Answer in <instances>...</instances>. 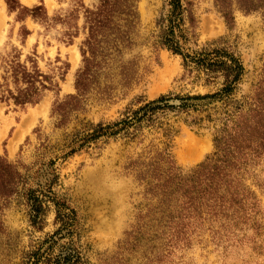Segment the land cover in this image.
I'll return each instance as SVG.
<instances>
[{"label": "rangeland", "instance_id": "1", "mask_svg": "<svg viewBox=\"0 0 264 264\" xmlns=\"http://www.w3.org/2000/svg\"><path fill=\"white\" fill-rule=\"evenodd\" d=\"M187 1L192 3L195 26L185 22L186 48L224 49L244 68L231 96L235 102L203 106L210 100H190L196 109L210 110L214 121L192 108L165 110L137 131L132 127L79 148L80 140L97 125H114L162 96L167 105L178 108L183 103L179 99L218 92L223 78L185 68L180 56L158 46L159 22L169 9L166 0H135L133 45L103 64L83 110L59 126L53 108L55 102L76 94L81 48L88 34L85 10L94 9L98 0H12L14 7L42 5L35 20L20 8L10 12L0 0V94L7 89L5 84L13 90L10 62L18 56L28 69L35 61L58 85V90L44 91L35 105L22 108L0 100V156L24 177L7 204L0 200V264H34L25 254L40 250L43 260L67 249L78 256L74 264H264V154L242 172V186L252 200L248 198L240 222L205 221L176 242L172 229L165 227L171 225L167 213H175V199L161 201L159 184L170 168L160 162L161 153L169 154L173 174L175 167L188 174L212 155L224 112L230 115L236 103L247 110L256 86L264 80L262 12L244 13L233 3L234 21L228 25L213 0ZM21 26L30 32L24 41ZM193 118L203 119L201 125L190 127ZM28 189L37 191L43 202L35 222ZM51 198L63 202L65 213L72 216L69 234L64 231L53 239L61 223Z\"/></svg>", "mask_w": 264, "mask_h": 264}, {"label": "trees", "instance_id": "2", "mask_svg": "<svg viewBox=\"0 0 264 264\" xmlns=\"http://www.w3.org/2000/svg\"><path fill=\"white\" fill-rule=\"evenodd\" d=\"M11 2L12 0H5L10 12H15L20 8L33 20L40 17L39 12L43 10L42 5L27 9L19 5L14 7ZM166 2L169 9L167 15L159 22L158 46L180 56L185 68L193 67L207 76H221L223 78L222 87L218 92L210 95L179 99L183 103L178 108L167 105L168 100L165 96L147 102L114 125L95 126L80 140L79 148L96 142L102 137L117 136L132 127L137 131L143 122L153 121L158 112L165 110L176 109L180 112L192 108L193 112L206 113L205 119L208 122L214 121L210 110L204 108L198 110L193 104H189L190 100H210L202 104L203 106H207L210 102H220L226 105L235 102L231 96L235 94L244 73L240 60L224 49L215 48L211 51L191 52L186 48L189 38L185 22L188 21L191 27L195 26L192 3L187 0H166ZM213 3L228 25L234 21L233 3L244 13L261 11L264 16V0H213ZM43 18H46L45 13ZM136 21L135 0H98L94 9L85 10L88 34L81 48L83 66L76 75L74 84L76 94L67 95L62 101L55 102L53 114L59 119V126L65 125L72 114L83 110V100L90 92L92 84L96 82L97 74L103 64L111 56L119 55L122 50L133 45L132 30ZM20 32L23 41L30 35L24 26L20 27ZM30 62L33 63L31 69L20 63L19 56L10 62L9 78L13 90L5 84L7 89L1 92V101H12L15 106L23 108L37 104L44 91L58 90V85L53 83L52 78L43 74L35 61ZM3 80L6 82L7 78ZM230 97L231 101H229ZM250 101L245 111L241 110V105L236 103L237 106L230 115L224 112L226 116L219 121V128L213 138L212 155L188 174L180 173L176 167L175 174H173L171 170L174 167L171 165L169 154L165 153L166 150L161 153L160 162L170 167L169 172L162 176L163 180L159 184L161 201L166 203L172 197L175 199V213H167L166 211H169L167 208L166 211H162V214L167 213L168 215L171 225L165 227L172 229L175 242L185 240L190 227L200 226L205 221L231 218L235 222H240L245 218L244 208L248 204V198L251 200L252 198L242 186V172L247 165L264 154V80L258 83ZM202 121L201 118H193L188 125L190 127L200 126ZM23 183L24 177L17 166L0 156V200L7 204ZM36 192L28 189L26 194L31 203V213H34L32 221L43 212V202L35 195ZM49 195L43 196L50 197ZM50 201L56 208V220L61 223L60 229L52 236L53 239L61 232L69 230L72 216L65 213L67 207L63 202L53 198ZM249 205L253 208L252 203ZM67 233L69 234V231ZM39 251L25 254V258L28 261L33 259L34 264L40 262L41 264H74L73 261L78 259L75 252L67 249L56 256L41 260L43 256H39Z\"/></svg>", "mask_w": 264, "mask_h": 264}, {"label": "bare ground", "instance_id": "3", "mask_svg": "<svg viewBox=\"0 0 264 264\" xmlns=\"http://www.w3.org/2000/svg\"><path fill=\"white\" fill-rule=\"evenodd\" d=\"M21 134V133H20ZM20 136V135H19ZM18 137V136H17ZM194 161V160H193Z\"/></svg>", "mask_w": 264, "mask_h": 264}, {"label": "water", "instance_id": "4", "mask_svg": "<svg viewBox=\"0 0 264 264\" xmlns=\"http://www.w3.org/2000/svg\"><path fill=\"white\" fill-rule=\"evenodd\" d=\"M179 104V103H178Z\"/></svg>", "mask_w": 264, "mask_h": 264}]
</instances>
